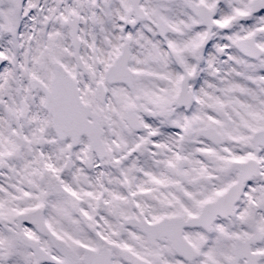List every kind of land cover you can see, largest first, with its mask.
Returning a JSON list of instances; mask_svg holds the SVG:
<instances>
[{
  "label": "snow or ice",
  "instance_id": "obj_1",
  "mask_svg": "<svg viewBox=\"0 0 264 264\" xmlns=\"http://www.w3.org/2000/svg\"><path fill=\"white\" fill-rule=\"evenodd\" d=\"M0 264H264V0H0Z\"/></svg>",
  "mask_w": 264,
  "mask_h": 264
}]
</instances>
